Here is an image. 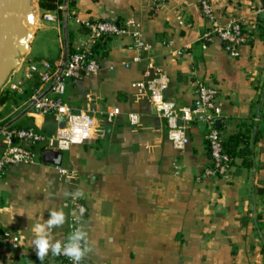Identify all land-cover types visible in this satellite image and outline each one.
<instances>
[{"label": "crops", "instance_id": "0c3cea01", "mask_svg": "<svg viewBox=\"0 0 264 264\" xmlns=\"http://www.w3.org/2000/svg\"><path fill=\"white\" fill-rule=\"evenodd\" d=\"M42 1L35 0L34 27L23 22L32 37L1 88L7 101L0 124L48 90L52 82L40 79L45 64L61 65L62 19L46 22L44 15L55 11L43 9ZM152 1L68 0L74 50L88 39L82 20L123 25L134 18L150 51L138 52L127 36L110 39L99 49L98 74L65 81L62 102L74 113L95 110L102 137L56 153L53 164L39 157L37 164L13 165L0 175V262L65 264L51 250L40 261L32 241L35 226L56 210L65 222L51 228V243H65L77 198L86 208L79 228L91 249L84 264H264V0H207L221 24L242 25L247 41L237 58L221 41L200 43L209 27L202 0H164L159 7ZM138 56L143 61L135 62ZM148 57L168 74L166 98L178 107L194 104L198 83L218 90L222 137L249 138L226 176L207 174L206 125L192 124L189 145L176 150L166 122L136 96L132 84L144 78ZM115 108L120 114L109 122ZM131 114L140 116L139 128L130 125ZM25 117L47 137L61 126L54 114L32 110ZM59 167L71 177H62Z\"/></svg>", "mask_w": 264, "mask_h": 264}, {"label": "built area", "instance_id": "2783aa9c", "mask_svg": "<svg viewBox=\"0 0 264 264\" xmlns=\"http://www.w3.org/2000/svg\"><path fill=\"white\" fill-rule=\"evenodd\" d=\"M164 0H153V6L159 7ZM201 10L204 17L209 22L208 29L201 35L199 41L206 46L215 40L221 41L225 52L232 58L240 55V48L247 41L243 27L239 22H232L227 25L221 24L213 10L212 5L207 0L201 1ZM60 7L54 13L44 15V20L48 23L59 24L61 21ZM87 30L88 39L81 44L71 54L66 68L63 72V81L58 82L54 87V96H45L38 100L41 95L40 90L30 99L29 104L35 102L33 110L39 115L54 114L56 120L61 123L57 132L50 137L39 134L34 129H4L0 133V175L10 166L25 164L34 165L39 162V155L32 150V146L38 145L45 151L53 153H63L69 151L74 146L84 145L88 142L102 137V131L97 124L96 111L89 109L74 113L62 102L65 94V81L80 80L84 77L94 76L101 69L100 62L91 57V50L94 43L105 37L119 38L130 37L133 40L135 49L138 52L147 53L150 47L143 40L140 24L130 18L123 25L111 22L82 20L80 22ZM178 56L182 52H177ZM147 71L144 78L134 82L132 88L136 90L138 98H145L155 110L156 114L166 122L168 129V139L176 150H184L190 143L188 129L194 123L204 124L208 128L206 136L209 144L212 170L207 174L226 176L232 165V159L223 150V137L218 130L216 123L222 120V110L220 107V94L217 89L207 86L204 83L197 84L196 99L190 107H178L175 103L166 98L170 79L168 74L154 63L151 57L146 58ZM135 62L143 61L141 56L134 59ZM45 72L41 75L43 84L53 82L59 73V68H54L52 64H45ZM120 114L118 108L108 112L106 119L111 122L114 117ZM130 125L139 128L141 126L140 116L131 114ZM2 128V127H1ZM59 174L64 178L71 177L72 173L59 167ZM71 214L69 221L70 235L80 229L81 217L86 213V208L77 198L71 202ZM2 222L0 220V227ZM84 246V241H81ZM15 248V246H14ZM61 260L65 264H72L70 258L60 254ZM0 264H5L0 262ZM80 264H84L83 258Z\"/></svg>", "mask_w": 264, "mask_h": 264}, {"label": "water", "instance_id": "95a60500", "mask_svg": "<svg viewBox=\"0 0 264 264\" xmlns=\"http://www.w3.org/2000/svg\"><path fill=\"white\" fill-rule=\"evenodd\" d=\"M34 5L35 0H0V92L7 78L20 65L21 54L27 53L32 36L23 27V22H27L29 29L34 27L36 18ZM62 28L63 54L60 70L51 86L39 96L38 100L47 96L58 82L63 81V72L72 54L69 40L68 0L63 1ZM35 104V102L29 104L22 112L13 117L5 126L0 128V133L4 129H10L22 120L33 110ZM220 125L221 120L216 123L217 127H220Z\"/></svg>", "mask_w": 264, "mask_h": 264}, {"label": "clouds", "instance_id": "9594fccd", "mask_svg": "<svg viewBox=\"0 0 264 264\" xmlns=\"http://www.w3.org/2000/svg\"><path fill=\"white\" fill-rule=\"evenodd\" d=\"M65 222L64 213L62 211L53 210L49 213V218L44 224L35 226V238L32 244L35 246L36 254L40 261L51 250L54 255H64L72 261V264H80L82 258L91 249L88 246H82L81 241L86 240V233L80 229H76L63 244L60 242L51 243V237L49 235L53 226L63 225Z\"/></svg>", "mask_w": 264, "mask_h": 264}, {"label": "trees", "instance_id": "16d2710c", "mask_svg": "<svg viewBox=\"0 0 264 264\" xmlns=\"http://www.w3.org/2000/svg\"><path fill=\"white\" fill-rule=\"evenodd\" d=\"M63 1L64 0H43L40 3V5L45 10L56 11L59 9V7L61 5H63ZM69 4H71V3H69ZM60 14H61V19H62V11L60 12ZM110 39H113V38L105 36V37L97 40L94 43V46L91 50V57L97 59L99 49L103 48L104 44L107 41H109ZM69 40H70V51L73 54V53H75L76 50H74L71 46V35L69 36ZM6 101H7V98L5 96H1L0 97V106L5 104ZM10 120L11 119H8V120H5L4 122H2L0 124V128L5 126ZM10 129H16V130L34 129V125H33L32 120L30 118L25 117L23 120L19 121L17 124L12 126ZM218 130L221 131V128H218ZM248 139L249 138H246V137L238 135V134L230 136L229 138H226V139L223 137V150L228 156H230V158L232 159V162L234 159H236L242 155V153H241L242 150L238 151V149L241 145L244 147V149L248 148V145H249ZM32 150L36 151L40 157V160H42L45 163L53 164V162H55V160H56V155H57L56 153H53L50 151H45L42 147H39L38 145L32 146ZM209 151H210V149H209ZM210 158H211V155H210ZM212 168H213V166H212Z\"/></svg>", "mask_w": 264, "mask_h": 264}]
</instances>
